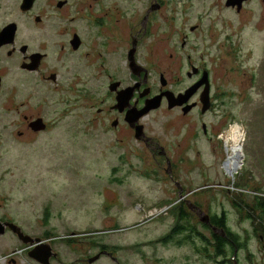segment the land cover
I'll list each match as a JSON object with an SVG mask.
<instances>
[{
  "label": "flooded vegetation",
  "instance_id": "flooded-vegetation-1",
  "mask_svg": "<svg viewBox=\"0 0 264 264\" xmlns=\"http://www.w3.org/2000/svg\"><path fill=\"white\" fill-rule=\"evenodd\" d=\"M252 6L257 20L264 23L260 12L264 0H0V229L4 227L0 259L4 263L26 264L29 252L44 249L47 243L56 254L49 264L58 258L50 240L56 237L52 221L61 211L49 203L41 206L39 223L35 221L40 233L17 212L38 194L49 198L54 192L43 178L25 175L21 182L11 180V168L43 164L69 136L110 134L118 144L136 138L140 129L136 139L148 146L150 139L140 124L143 117L138 115L155 100L144 117L164 108L167 115L177 116L186 132L174 156L164 148H154L153 154L167 160L169 167H178L172 161L175 157L183 166L192 162L187 154L196 139L204 132L209 141L212 129L207 133L201 123L202 132H196L188 120L195 115L193 121L198 123L216 106L218 111L216 98L228 94L216 86L219 93L213 95L216 83L203 55L197 59L186 55L183 70L180 53L185 54L186 48L207 50L221 29L205 27L206 22L214 27L223 23L225 30L232 21L244 24L251 18ZM191 21L195 24L184 31L183 24ZM226 65L228 71L231 64ZM146 82L149 88L141 91ZM221 117L225 127L227 114ZM127 166L134 167L129 162ZM122 179L112 177L109 184L122 185ZM180 182L174 181V195L186 200L191 192L184 191ZM19 186L21 192L16 191ZM194 206L202 212L197 202ZM28 207L36 210L37 203L29 201ZM179 223L174 229L180 226L183 233ZM223 239L231 242L229 236Z\"/></svg>",
  "mask_w": 264,
  "mask_h": 264
},
{
  "label": "rangeland",
  "instance_id": "rangeland-1",
  "mask_svg": "<svg viewBox=\"0 0 264 264\" xmlns=\"http://www.w3.org/2000/svg\"><path fill=\"white\" fill-rule=\"evenodd\" d=\"M249 10L251 18L246 23L232 21L226 30L223 23H215V29L213 23L206 22L205 27L221 29L217 41L208 40L207 50L186 48L185 54L180 53L183 70L186 55L192 59L203 55L213 78L223 81L214 80L213 95L219 93L216 86L228 94L216 98L218 111L216 106L213 114L198 123L193 121L195 115L188 120L196 132L201 131V123L207 133L212 129L209 141L203 137L204 132L196 139L187 154L190 164L180 165L175 157L172 161L178 167H169L167 160L153 154L154 148H164L169 157L174 156L186 132L177 116L167 115L162 108L141 117L144 134L150 139L148 146L137 140L140 129L137 139L133 135L118 144L110 134L80 133L69 136V141L43 164L11 168V180L21 182L25 175L43 178L54 192L49 198L38 194L17 209L32 221L30 226L36 227L37 233L41 229L35 221L37 218L39 223L42 205L49 203L61 211L52 221L56 237L50 241L59 252L52 264H90L88 260L96 255L100 256L92 264H264V23L255 17L259 14L254 6ZM260 12L264 14V7ZM194 24L185 22L182 29L187 32L186 28ZM208 36L207 31L204 37ZM226 63L231 64L228 71ZM149 85L143 83L141 91ZM223 113L227 114L225 127L221 124ZM235 128L242 136L239 145L243 157L240 167L230 174L227 150ZM119 156L126 160L120 163ZM128 162L134 167L127 166ZM112 177L123 178L124 183L111 185ZM174 181H181L184 191L191 192L186 200L175 197ZM16 191L21 192L20 186ZM29 201L37 203L36 210L29 209ZM196 202L202 212L195 209ZM219 217L224 218L223 228L216 224ZM178 221L185 231H175L179 236L174 237ZM227 231L243 241L237 248L236 261L224 248L218 255V241L212 240L213 234L227 237ZM4 261L0 259V264H6ZM25 263L39 264L29 256Z\"/></svg>",
  "mask_w": 264,
  "mask_h": 264
},
{
  "label": "bare ground",
  "instance_id": "bare-ground-1",
  "mask_svg": "<svg viewBox=\"0 0 264 264\" xmlns=\"http://www.w3.org/2000/svg\"><path fill=\"white\" fill-rule=\"evenodd\" d=\"M232 133H231V137H230V141L232 143V145L228 148L227 150V170L228 172L234 173L237 168L240 167L241 165V158L242 156V151L240 148L239 143L242 142V136L239 134V130L237 131V129H232ZM239 132V133H238Z\"/></svg>",
  "mask_w": 264,
  "mask_h": 264
},
{
  "label": "water",
  "instance_id": "water-1",
  "mask_svg": "<svg viewBox=\"0 0 264 264\" xmlns=\"http://www.w3.org/2000/svg\"><path fill=\"white\" fill-rule=\"evenodd\" d=\"M171 100V99H169ZM151 103H156L155 100H151L150 102H147L146 103V106L143 108V110L139 113L138 115V118H141L143 117L144 115H146L149 110L151 109L150 107L152 106ZM157 104V103H156ZM207 109V107H204V111ZM1 227V225H0ZM4 230V227L3 229H0V233H2ZM100 255H96L95 257L91 258L88 260V263L92 264L93 262H95L98 258H99ZM29 257L31 259H33L34 261L38 262L39 264H49V259L51 257H56V254L52 253L51 252V249L49 246H47V248L44 247V249H33L31 252H29Z\"/></svg>",
  "mask_w": 264,
  "mask_h": 264
},
{
  "label": "trees",
  "instance_id": "trees-1",
  "mask_svg": "<svg viewBox=\"0 0 264 264\" xmlns=\"http://www.w3.org/2000/svg\"><path fill=\"white\" fill-rule=\"evenodd\" d=\"M223 219H224L223 217H219V221L216 223V224L219 225V227H222V228H223V225H224V220ZM203 227H204V225H203ZM175 231H182V230H180L179 227H178V228H176L173 231V233H175ZM227 233H228V236L231 239V242L224 241L223 238H220V237H218V236H216L214 234L212 235V238H213L212 240H215V242L218 241V243L216 244L217 245V247H216L217 253H219L218 255L221 254L222 249L224 248V249L230 251V252H227L226 254H228V253L232 254L233 261H236L237 258H236L235 255H236V252H237V248H238V246H240L241 243H243V241L240 239V237L238 235L229 233L228 231H227Z\"/></svg>",
  "mask_w": 264,
  "mask_h": 264
}]
</instances>
